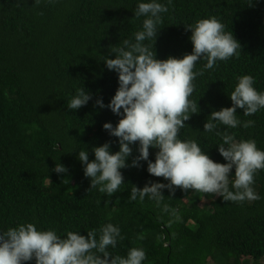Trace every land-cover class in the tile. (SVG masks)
<instances>
[{"label": "trees", "instance_id": "1", "mask_svg": "<svg viewBox=\"0 0 264 264\" xmlns=\"http://www.w3.org/2000/svg\"><path fill=\"white\" fill-rule=\"evenodd\" d=\"M136 4L0 0V228L34 222L61 235L77 230L86 235L111 222L120 226L123 239L109 251L126 256L133 247L143 248L144 264H264V170L253 185L261 199L252 202L180 189L169 199L163 190L165 202L180 211L182 219L176 222L152 200H128L132 185L167 183L151 176L146 162L122 169L126 184L111 197L90 188L84 176L79 148L86 147L90 159L93 146L105 142L112 151L119 150L118 138L103 124L115 126L120 117L99 109L95 100L102 97L107 104L119 86L117 73L100 59L114 58L110 47L140 28L133 12ZM169 8L154 45L157 58L190 53L191 32L185 24L210 16L241 44L238 56L219 61L193 82L191 99L198 100L201 112L193 114L180 133L181 138L197 140L214 161L225 163L217 146L220 136L201 132L211 111L231 106L228 93L237 77L251 74L256 89L264 91V0H173ZM204 63L199 61L194 70ZM83 87L93 99L78 110L68 109L67 103ZM237 112L239 119L254 120L255 126L227 132L237 139H254L264 149V109L253 116H244L239 108ZM156 151L150 148V159ZM56 163L68 171L57 174Z\"/></svg>", "mask_w": 264, "mask_h": 264}, {"label": "clouds", "instance_id": "2", "mask_svg": "<svg viewBox=\"0 0 264 264\" xmlns=\"http://www.w3.org/2000/svg\"><path fill=\"white\" fill-rule=\"evenodd\" d=\"M52 2V0H50ZM40 3V0H35ZM173 0H137L134 17L141 21L140 28L131 38H124L110 53L114 58L102 56L107 69L118 75V88L105 104L102 97L95 100L99 109L108 108L119 116L113 125L105 122L103 129L118 138L119 150L112 151L110 142L93 146L94 158L84 147L79 148L78 160L84 176L90 179V188L111 197L121 191L125 183L122 169L143 167L151 176L164 181L146 183L142 188L132 185L129 201L143 203L145 198L155 202L170 217V222L182 219L178 208L165 202L163 190L173 198L177 189L187 193L213 194L224 201L244 203L261 199L255 191V177L264 170V149L257 147L254 139H237L227 129L254 127V120L242 121L237 109L244 116H253L264 109V91H258L251 74L237 77L234 89L228 93L231 106L213 110L206 117L201 133H215L222 143L217 144L225 163L214 161L195 139L181 138V129L193 114H199L198 100H192L194 81L205 70L213 69L219 61L238 56L240 42L231 30L215 16L185 24L190 30L192 51L181 57L157 58L155 42L169 13ZM142 18V19H141ZM203 67L196 69L199 61ZM93 99L84 87L67 103L70 110H78ZM221 126H225L221 131ZM150 148L157 149L155 159ZM74 148L73 150H75ZM134 149L136 155L133 156ZM129 157H132L129 163ZM234 170V171H233ZM57 174L68 169L56 163ZM119 225L108 222L98 229L67 231L61 235L55 228H39L34 222H21L6 230L0 228V264H144L147 253L133 247L126 256L113 255L122 240Z\"/></svg>", "mask_w": 264, "mask_h": 264}]
</instances>
